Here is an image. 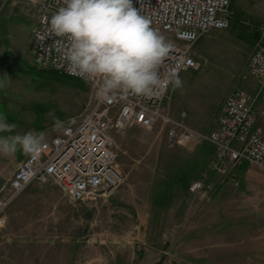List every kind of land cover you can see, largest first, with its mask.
I'll use <instances>...</instances> for the list:
<instances>
[{
  "label": "rangeland",
  "instance_id": "obj_1",
  "mask_svg": "<svg viewBox=\"0 0 264 264\" xmlns=\"http://www.w3.org/2000/svg\"><path fill=\"white\" fill-rule=\"evenodd\" d=\"M232 3L230 27L203 36L199 51L194 46L198 68L181 74L206 107L197 118L203 129H213L233 90L259 93L257 103L264 98V85L248 71L264 6ZM39 5L0 0V80L8 81L0 112L17 126L11 134L43 131L47 140L87 111L92 91L87 82L35 66ZM179 108L173 104L175 115ZM113 135L124 183L80 202L52 181L31 183L6 210L0 264H264L263 167L226 162L218 172L212 145H171L160 128L133 125ZM25 156L0 155V195Z\"/></svg>",
  "mask_w": 264,
  "mask_h": 264
},
{
  "label": "built area",
  "instance_id": "obj_2",
  "mask_svg": "<svg viewBox=\"0 0 264 264\" xmlns=\"http://www.w3.org/2000/svg\"><path fill=\"white\" fill-rule=\"evenodd\" d=\"M254 1L264 6V0ZM133 5L172 44L159 68L161 75L174 72L179 77L184 71L198 68L195 44L214 29L230 27L231 0H133ZM61 6L63 0H40L31 35L34 64L87 82L92 101L79 119L46 140L47 148L39 159L26 156L19 163L9 186L0 195V227L4 225L7 208L33 182H54L72 202L109 193L122 185L125 178L117 167L113 132L133 125L148 131L164 129L171 145L209 143L215 148L211 164L221 173L226 171V162H249L264 168V132L254 128L253 114L259 93L233 90L226 97L216 126L210 130L190 124L186 110L175 115L171 86L160 96L117 94L109 100H99L98 81L71 74L57 51L55 41L60 38L47 32V21ZM260 33L248 71L264 85V26Z\"/></svg>",
  "mask_w": 264,
  "mask_h": 264
},
{
  "label": "clouds",
  "instance_id": "obj_3",
  "mask_svg": "<svg viewBox=\"0 0 264 264\" xmlns=\"http://www.w3.org/2000/svg\"><path fill=\"white\" fill-rule=\"evenodd\" d=\"M63 5L47 21V32L60 38L55 41L57 51L71 74L98 81L99 100L117 94L160 96L170 86L173 91L183 87L176 73L159 72L172 44L134 7L133 0H63ZM7 82L0 80V88ZM62 126L56 121L57 129ZM16 127L0 112V134H8L0 135V155L22 151L39 159L47 148L46 133L11 134Z\"/></svg>",
  "mask_w": 264,
  "mask_h": 264
},
{
  "label": "crops",
  "instance_id": "obj_4",
  "mask_svg": "<svg viewBox=\"0 0 264 264\" xmlns=\"http://www.w3.org/2000/svg\"><path fill=\"white\" fill-rule=\"evenodd\" d=\"M256 27L257 28L253 29L252 38H253V41L257 43L260 30L258 28V25H256ZM195 48L197 49V44H196ZM197 50L199 51V48ZM198 51H196V53L194 51V54L199 57L200 52H198ZM181 74L179 75V78L183 83V87L173 91V99H172L173 104L176 107H180L179 109H181V110H186L187 111V119H188L189 123L200 128L201 127V126H199L200 122L197 120V118H198V116H201L202 114H204L207 111L206 107L201 102L200 94L193 91V88L191 87L192 83H190L188 77L185 76V78L183 79V78H181ZM247 84H248V82H247ZM258 96H260V95H258ZM258 99H259L258 103L255 102L254 107H253V114L255 116L254 128L260 129L261 131L264 132V98L261 99L259 97ZM221 107L222 106H220V110H221ZM181 110H179V112ZM173 112H174V110H173ZM179 112L176 115H178ZM215 126H216V122L213 125V128ZM201 129H203V128H201ZM210 129H212V128H208V129H204V130H210ZM24 156H25V154H24ZM26 156L24 157V159L26 158ZM24 159H22V161Z\"/></svg>",
  "mask_w": 264,
  "mask_h": 264
},
{
  "label": "trees",
  "instance_id": "obj_5",
  "mask_svg": "<svg viewBox=\"0 0 264 264\" xmlns=\"http://www.w3.org/2000/svg\"><path fill=\"white\" fill-rule=\"evenodd\" d=\"M232 4H233V3H232V0H231V6H232ZM231 6H230V7H231ZM64 77L69 78V79H72V80H74V81H76V82H79V83H80V82H81V83H82V82H83V83H86L85 81H82V80H79V79H76V78H72V77H68V76H66V75H64Z\"/></svg>",
  "mask_w": 264,
  "mask_h": 264
}]
</instances>
